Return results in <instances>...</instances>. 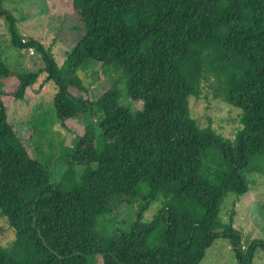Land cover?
Instances as JSON below:
<instances>
[{
	"label": "trees",
	"instance_id": "1",
	"mask_svg": "<svg viewBox=\"0 0 264 264\" xmlns=\"http://www.w3.org/2000/svg\"><path fill=\"white\" fill-rule=\"evenodd\" d=\"M49 1L79 31L62 66L39 41L23 43L4 0L0 17L14 48L41 53L60 122L88 114L97 125L75 135L67 169L53 181L8 114L9 98L23 101L41 74L12 71L0 59V212L16 232L0 245V264H97V257L103 264H200L220 238L239 264H253L264 241L245 250L242 233L220 214L230 194L248 193L252 159L264 154V0ZM90 61L120 69L143 109L124 104L116 84L95 100L85 96L78 72ZM191 98L236 109V138L201 125ZM79 165L87 168L77 176ZM119 202L139 207L130 230H99ZM156 203L160 210L146 221Z\"/></svg>",
	"mask_w": 264,
	"mask_h": 264
},
{
	"label": "rangeland",
	"instance_id": "2",
	"mask_svg": "<svg viewBox=\"0 0 264 264\" xmlns=\"http://www.w3.org/2000/svg\"><path fill=\"white\" fill-rule=\"evenodd\" d=\"M3 6L17 18L22 39L26 43L31 40L39 41L51 49L59 66L64 64L67 55L79 40V31L74 28L75 21L72 17L63 15L65 9L49 0H4ZM32 50L34 54L31 53ZM0 59L10 70L17 72L41 74L45 67L42 55L35 47L24 50L13 47L8 22L4 17H0ZM78 75L87 87L85 96L90 99L95 100L110 89L112 84H116L121 89L124 104L130 105L134 110L143 109L142 102H134L128 96L122 71L114 65L104 68L99 62L90 61L89 69L79 70ZM0 89L3 91L4 86ZM55 93L54 83H47L46 74L43 73L36 85L28 89L23 101L14 102L9 98L8 114L30 156L49 167L53 181L59 182L67 169L64 161L68 149L73 146L75 135H83L89 123L97 125V121L85 114L62 124L54 107ZM191 105L201 125L212 123L226 137L236 138L241 127L236 109L215 98H191ZM91 167L96 169L97 165L93 164ZM86 168L87 165H79L74 171L80 176ZM247 173L250 188L248 193L240 197L230 194L222 205L220 214L223 224L232 223L242 233L245 250L255 240L264 241V154L252 159ZM160 208V203L153 204L144 214L145 220H151ZM138 213L137 205L119 202L114 215L101 219L98 228L107 233L129 231ZM15 238V230L8 227L6 217L0 212V245H8ZM96 259L97 264H103L101 257ZM200 264L239 263L229 241L220 238L207 250ZM253 264H264V250L258 249Z\"/></svg>",
	"mask_w": 264,
	"mask_h": 264
},
{
	"label": "built area",
	"instance_id": "3",
	"mask_svg": "<svg viewBox=\"0 0 264 264\" xmlns=\"http://www.w3.org/2000/svg\"><path fill=\"white\" fill-rule=\"evenodd\" d=\"M22 41H23V43H25V44H26V41H25V39H22ZM31 53H32V54H34V51L32 50V51H31Z\"/></svg>",
	"mask_w": 264,
	"mask_h": 264
}]
</instances>
